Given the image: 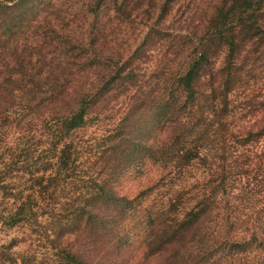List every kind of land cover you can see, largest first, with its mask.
I'll list each match as a JSON object with an SVG mask.
<instances>
[{"label":"trees","instance_id":"1","mask_svg":"<svg viewBox=\"0 0 264 264\" xmlns=\"http://www.w3.org/2000/svg\"><path fill=\"white\" fill-rule=\"evenodd\" d=\"M16 228L0 264H264V0H0Z\"/></svg>","mask_w":264,"mask_h":264},{"label":"rangeland","instance_id":"2","mask_svg":"<svg viewBox=\"0 0 264 264\" xmlns=\"http://www.w3.org/2000/svg\"><path fill=\"white\" fill-rule=\"evenodd\" d=\"M100 133L99 130L95 131V126H88L85 130H82L77 133V137H82L84 139H90L93 135H98ZM136 181L128 179L122 182V184L119 186L120 191L123 193H129L130 195L135 192L136 188ZM21 229L16 228L12 230H1L0 229V242L4 241L6 238L12 235H20ZM24 246L20 244L17 249H22ZM249 262V261H246Z\"/></svg>","mask_w":264,"mask_h":264}]
</instances>
